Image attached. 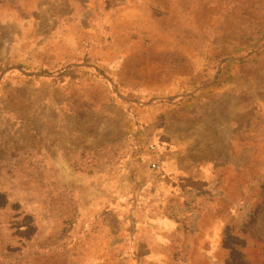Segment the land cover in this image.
Returning a JSON list of instances; mask_svg holds the SVG:
<instances>
[{"label": "rangeland", "instance_id": "obj_1", "mask_svg": "<svg viewBox=\"0 0 264 264\" xmlns=\"http://www.w3.org/2000/svg\"><path fill=\"white\" fill-rule=\"evenodd\" d=\"M0 264H264V0H0Z\"/></svg>", "mask_w": 264, "mask_h": 264}]
</instances>
